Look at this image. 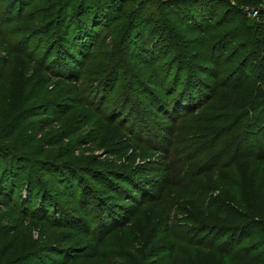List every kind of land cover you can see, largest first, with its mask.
<instances>
[{"label": "rangeland", "instance_id": "374dc122", "mask_svg": "<svg viewBox=\"0 0 264 264\" xmlns=\"http://www.w3.org/2000/svg\"><path fill=\"white\" fill-rule=\"evenodd\" d=\"M12 1L0 0V58L9 51L11 60L2 119L44 102L64 104V114L38 137L37 146L70 126L77 133L48 148L44 157L69 162L88 188L96 189L93 177L102 170L133 180L128 192L135 202L126 208L127 197L117 191L92 193L96 204L104 199V211L115 206L101 219L91 200L80 202V217L87 227L92 224L89 232L72 230V220L59 223L55 214V227L6 220L4 225L15 228L7 236L0 232L2 264H32L37 258L43 264H259L252 257L264 241V28L257 25L256 8L264 9V0H163L170 12L211 7L210 17L217 15L218 22L212 17L195 34H181L164 15L135 19L133 31L144 46L159 50L162 62L152 61L157 70L164 64L173 63L176 72L186 66L177 53L205 67L198 79L209 94L199 108H180L173 118L151 112L133 93L149 74L135 62L139 58L127 39L120 40L132 19H124L123 29L110 26L76 81L54 78L39 63L60 0H28L20 8ZM226 32L219 48L211 50L213 38ZM181 74L194 75L191 69ZM245 216L256 220L242 238L227 244L222 229ZM47 252L55 255H40Z\"/></svg>", "mask_w": 264, "mask_h": 264}, {"label": "trees", "instance_id": "16d2710c", "mask_svg": "<svg viewBox=\"0 0 264 264\" xmlns=\"http://www.w3.org/2000/svg\"><path fill=\"white\" fill-rule=\"evenodd\" d=\"M180 1L182 3L187 2V0ZM191 1L201 2V0ZM27 2L28 0H14L12 5L16 6L18 3L20 8L25 6ZM165 3L166 1L163 0H60L57 4L56 15L49 25L52 31H50L51 35H48L49 33L45 35L47 36V45L44 47L45 52L40 57L39 64L48 76L76 81L78 73L82 70V66L92 49L97 47L99 40L103 39V43L105 42L110 26L112 24L120 26L127 17L132 19L133 26H130L129 30L124 29L120 40L123 43L127 39L134 56L139 58L135 62L149 74L138 81L140 87L135 89L133 93L147 103L151 112L157 114L161 112L170 117L180 108L185 107L186 109L189 106H191L190 108H199L209 94V91L202 86L198 79L199 72L205 70V67L196 60L193 61V59L188 58L185 54L177 53L176 60L179 61V64L184 63L186 66H179L176 69L178 71L173 69V72L171 69L173 63L164 64L161 66L166 68L160 67V71L157 70L155 63L162 62L159 50L157 48L147 49L144 46L145 43L141 36L133 31L137 28L134 27V21L141 15H148L156 20H161L164 15L162 20H170L174 29H177L181 34H195L197 30H202L208 26L209 19L212 17L217 19L215 20L216 23L219 17L217 15L214 17V14L210 17L213 11L208 6H199L193 11L170 12L169 8L164 7ZM256 9L260 11V15L259 12L256 14L259 15L257 25L264 28V9ZM120 27L124 28V26ZM130 30L132 31L130 32ZM103 33L104 35H102ZM228 35L229 33L226 32L220 36H215L210 43V49L219 48L221 41ZM6 54L7 58H0V212L4 210V213L0 215V232L7 236L15 227L4 225V222L18 217L23 221L40 220L55 227L57 222L51 217L54 214L55 218L59 219V223L62 220H72V230L80 229L89 232L92 230V224L90 227L86 226L88 221L80 217L78 208L80 202L85 203L87 200H91L89 195L92 196L94 192L117 191L120 196L127 197L125 199L127 203L124 205L126 208L133 206L134 197H130L132 192L131 194L128 192V188L134 184L133 180L126 182V178H122V175L116 174L114 171L102 170L93 177L96 181V189L88 188L85 181L78 176L79 172L69 162L63 163L48 156L44 157L48 148L61 144L63 140L77 133V129L70 126L37 146L38 137L52 126L55 118L64 114V104L55 100L44 102L23 108L10 120L4 121L2 119L4 113L3 95L7 91V88L4 89L7 82L6 69L11 64L9 51H6ZM153 57L158 58L154 65L152 63ZM194 58L199 59L198 55H195ZM190 69L194 73L193 77L192 74L189 77L181 74V72ZM160 76L164 78L162 79ZM105 82L101 88H105ZM207 85L206 83V87ZM242 104L237 103L235 106H242ZM249 116L248 113L247 118ZM23 173L25 174L22 175ZM76 188L79 191L76 192ZM92 199L96 201L97 197L94 195ZM62 200L65 204L60 202ZM93 200L91 201L95 205L94 208L98 211L96 215L101 219L106 218L104 215L111 213L114 209L115 205L110 206L112 207L110 211V207L108 208L109 212L104 211L102 209L104 199L98 198L97 204ZM60 203L68 213L61 210L63 207H58ZM43 206L46 208L44 211ZM68 206L70 208H67ZM245 217L250 218V221H247ZM245 217H243L242 222L232 223L222 229V234H226L225 241L227 244L228 241L236 242L242 238L247 232L248 224L256 220L255 216ZM204 229L206 230L207 227L204 226ZM259 243L261 247L255 249L256 255L252 258L255 259L254 263L264 264V260L261 259V252H263L261 248L264 247V241ZM40 255L51 258L55 254L47 252V254L41 253ZM5 256V251L1 249L0 264H2ZM33 262L32 264L44 263L39 258ZM8 264H22V262L11 260Z\"/></svg>", "mask_w": 264, "mask_h": 264}, {"label": "built area", "instance_id": "2783aa9c", "mask_svg": "<svg viewBox=\"0 0 264 264\" xmlns=\"http://www.w3.org/2000/svg\"><path fill=\"white\" fill-rule=\"evenodd\" d=\"M255 14H257V12Z\"/></svg>", "mask_w": 264, "mask_h": 264}]
</instances>
